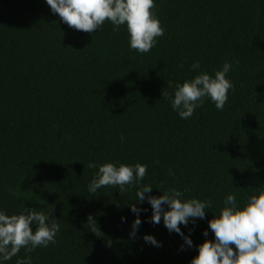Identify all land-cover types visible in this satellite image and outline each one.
<instances>
[{"label":"trees","instance_id":"obj_1","mask_svg":"<svg viewBox=\"0 0 264 264\" xmlns=\"http://www.w3.org/2000/svg\"><path fill=\"white\" fill-rule=\"evenodd\" d=\"M153 11L165 34L140 55L125 26L86 33L45 0H0V210L34 208L60 224L55 244L21 249L7 264L26 255L33 264H191L214 239L208 221L226 195L243 206L264 191V0H155ZM225 62L235 90L224 110L206 100L180 119L174 86ZM90 161L147 165L143 184L156 197L175 187L185 199H211L205 219L181 225L194 247L163 220L148 222L151 206L134 200L136 188L89 193L98 171ZM132 205L144 209L135 239Z\"/></svg>","mask_w":264,"mask_h":264},{"label":"clouds","instance_id":"obj_2","mask_svg":"<svg viewBox=\"0 0 264 264\" xmlns=\"http://www.w3.org/2000/svg\"><path fill=\"white\" fill-rule=\"evenodd\" d=\"M45 3L53 14H58L63 23L75 30L93 33L101 30L105 22L111 23L114 31L125 26L130 50L140 55L149 53L157 45V38L165 34L153 11L155 0H45ZM179 67L183 69V64ZM200 68L198 61L191 65L193 72ZM231 70L232 63L225 62L214 75L200 71L192 79L177 83L174 97L169 96L172 110L180 119L188 120L206 100H210L218 111H223L230 91L235 90L233 82L227 78ZM120 140L124 143L125 137L122 135ZM88 167L98 168L87 186L89 193L95 194L104 187L118 188L120 193L136 188L134 200L141 205L147 201L151 206L152 216L148 222L159 225L163 220L169 233L178 234L187 248L194 247L190 234L185 235L181 225L187 227L190 222L205 219L206 212L214 206L211 199H185L184 192L175 187L163 191L157 188L163 195H151L154 187L143 184L148 172L145 164H97L90 161ZM169 174L174 175L171 169ZM13 195L18 197L19 193ZM130 210L136 219L129 237L135 239L142 224L140 213L144 209L132 205ZM122 219L126 222V218ZM57 221L52 214L34 208L25 207L22 213L12 215L0 210V264H7L18 256L21 249L31 253L37 248L55 244L60 232ZM208 227L214 239H205L198 246V255L191 264H264V191L250 195L243 206L238 204L235 194H227L219 215L215 214L208 221ZM202 235L208 237L209 232L205 230ZM143 240L151 246L162 247V242L152 235L143 236ZM17 264H33L31 255L19 259Z\"/></svg>","mask_w":264,"mask_h":264}]
</instances>
